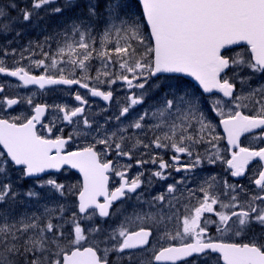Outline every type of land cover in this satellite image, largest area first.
Instances as JSON below:
<instances>
[{
    "label": "snow or ice",
    "instance_id": "snow-or-ice-1",
    "mask_svg": "<svg viewBox=\"0 0 264 264\" xmlns=\"http://www.w3.org/2000/svg\"><path fill=\"white\" fill-rule=\"evenodd\" d=\"M0 77V264H264V0H0Z\"/></svg>",
    "mask_w": 264,
    "mask_h": 264
},
{
    "label": "rangeland",
    "instance_id": "rangeland-1",
    "mask_svg": "<svg viewBox=\"0 0 264 264\" xmlns=\"http://www.w3.org/2000/svg\"><path fill=\"white\" fill-rule=\"evenodd\" d=\"M52 30V27H48L47 28V31H51ZM43 38V34L39 31V30H37V29H32V30H30L29 32H28V34H27V36L25 37V40H27V39H42ZM9 95H11V94H13V93H11V92H9L8 93ZM95 108H98V107H95ZM68 179H70L71 181H73V182H75L77 179L75 178V177H73V176H70V175H68V176H66Z\"/></svg>",
    "mask_w": 264,
    "mask_h": 264
},
{
    "label": "flooded vegetation",
    "instance_id": "flooded-vegetation-1",
    "mask_svg": "<svg viewBox=\"0 0 264 264\" xmlns=\"http://www.w3.org/2000/svg\"><path fill=\"white\" fill-rule=\"evenodd\" d=\"M5 79H6V78H5ZM7 79H11V78H7ZM31 90H32V91H36L35 88H31ZM44 100H45V99H44V96H41V97H40V102H43ZM65 101L70 102V101H71V98H67V97H66ZM48 102H51V101L48 100ZM67 132H68V129L66 128V129H65V134H67ZM77 146H78V145L70 144V145H69V150H74L75 147H77Z\"/></svg>",
    "mask_w": 264,
    "mask_h": 264
},
{
    "label": "trees",
    "instance_id": "trees-1",
    "mask_svg": "<svg viewBox=\"0 0 264 264\" xmlns=\"http://www.w3.org/2000/svg\"><path fill=\"white\" fill-rule=\"evenodd\" d=\"M56 23H57V21L55 19H52L49 21V24H51V25H55Z\"/></svg>",
    "mask_w": 264,
    "mask_h": 264
}]
</instances>
